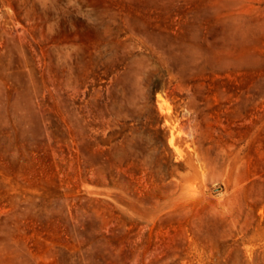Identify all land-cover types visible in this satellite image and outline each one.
Returning <instances> with one entry per match:
<instances>
[{
	"label": "rangeland",
	"instance_id": "rangeland-1",
	"mask_svg": "<svg viewBox=\"0 0 264 264\" xmlns=\"http://www.w3.org/2000/svg\"><path fill=\"white\" fill-rule=\"evenodd\" d=\"M0 264H264V0H0Z\"/></svg>",
	"mask_w": 264,
	"mask_h": 264
}]
</instances>
